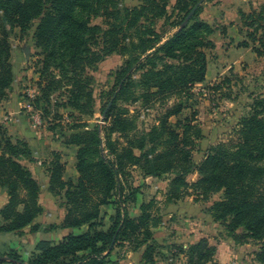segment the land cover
Masks as SVG:
<instances>
[{
  "label": "trees",
  "instance_id": "obj_1",
  "mask_svg": "<svg viewBox=\"0 0 264 264\" xmlns=\"http://www.w3.org/2000/svg\"><path fill=\"white\" fill-rule=\"evenodd\" d=\"M170 1L141 0L140 5L120 9L113 0H0V102L7 98L15 80L10 31L17 27L24 33L38 19L33 41L41 56L33 68L38 78L30 102L37 105L45 101L47 107L55 98L54 113L55 108L77 113L76 123L62 143L77 148L78 176L64 180V164L60 155L52 152L47 165L48 192L60 197L65 207L63 221L54 228L86 229L57 244L38 241L27 264H109L108 258L121 238L129 241V252L145 248L140 264H156L159 247H155L153 229L163 220L153 210L155 199L143 202L137 217L128 215L126 206L140 193L130 183L134 170L142 177H170L165 204L189 197L196 203H209L219 195L208 214L233 239L241 230L243 242H259L256 258L264 264V106L262 101L256 102L251 113L240 118L228 141L211 145L200 162L194 160L203 136L191 108L196 101L195 85L205 80L207 50L214 47L213 29L196 21L200 5L189 20L192 23L181 27L186 15L202 0H176L174 8L185 16L179 29L164 38ZM93 16L103 17L107 28L91 25ZM239 16V30H246L240 45L251 46L259 58L264 55V5L248 13L240 11ZM160 20L163 23L156 28ZM100 32L104 39L97 49ZM113 52L129 58L115 72L111 105L105 114L107 106L102 111L104 127H89L82 118L94 114L95 80L91 72L102 56ZM228 81L222 77L211 88L221 89ZM135 89L139 92L133 95L130 91ZM128 94L131 102L144 106L157 96L163 101L176 96V100L136 136L134 112L127 107L116 109V101L124 95L128 98ZM184 109H190V115L182 116ZM22 160L34 161L29 145L13 141L0 124V189L7 194L0 209V233L38 229L33 223L43 211L38 197L41 187ZM195 173L198 178L188 181ZM109 204L116 207L108 217L109 227L104 229L101 207ZM187 246L186 264L211 263L217 251L205 238ZM9 258L23 263L14 251Z\"/></svg>",
  "mask_w": 264,
  "mask_h": 264
},
{
  "label": "rangeland",
  "instance_id": "obj_2",
  "mask_svg": "<svg viewBox=\"0 0 264 264\" xmlns=\"http://www.w3.org/2000/svg\"><path fill=\"white\" fill-rule=\"evenodd\" d=\"M205 1L207 2L209 0H202V3L200 4L201 10L195 18L196 21H202L209 24L213 29L212 35H214L216 31L220 29V26L216 27L214 22H207L201 18V14L203 13L202 6ZM113 2L115 6L120 9H123L124 7L132 8L133 6L141 4V0H113ZM167 3L168 5L166 10L170 15V18L164 23V38L171 36L176 31V29L180 26V20L183 16H185V12L178 11L177 13L174 5L169 6L170 2ZM187 16L188 14L186 15V18ZM186 18L184 20H186ZM190 19L191 17L189 20ZM110 20H106V22H111ZM189 20L187 21V24L190 22ZM38 22V19L34 20L31 28L24 33H21L17 27L10 31L9 41L11 43V62L12 64L14 63L15 66L18 65L21 70L34 68L39 56H41V50L34 46L33 41L34 29ZM162 23L163 20H160L156 28H158ZM91 25H98L102 30L107 28V25L101 16H93L91 18ZM245 32L246 30L243 28L241 33L246 34ZM98 36L99 45L97 49L102 47L104 39L101 32ZM207 54L210 62H213L214 64L217 63L216 52L207 50ZM128 58L129 57L126 58L113 52L102 56L99 62L96 63L94 71L91 72L95 80L92 87L94 97V114L92 117L82 118V120L85 121L89 127H104L105 122L102 120V111L109 103L112 98V93H114L116 89L114 86L115 72L123 65V63H125V60L127 61ZM228 65L229 63L227 62V66ZM231 67H233V65L229 68H226L225 66V72L218 75L217 81H219L222 77H226L229 80L227 83H223L221 89H215L209 86V89H202L203 91L201 89L200 91L194 90L196 101L191 110L196 111L197 123L203 125L205 132V136L200 139L197 151L194 154V160L196 162L201 161L204 153L211 145L228 141L232 136L234 128L237 126L240 118L250 114L251 108H253L256 102L262 101L264 106V55L256 58L255 60L238 61L237 72H233V68ZM136 74L137 75L134 77V81L139 78L140 71ZM34 85L35 83L26 81L21 88L22 92L20 94L25 104L24 110L26 112V118L32 125L30 110L26 107V105L29 104L40 113L42 126L37 129L41 130L45 128L48 132L50 140H57L56 136H58L57 134L59 133L61 134V137L58 136L59 139L64 138V136H68L71 133L69 128L76 123L75 116H77V113L70 111L69 109L64 110L60 108H55L56 112L54 113L52 110L54 109L52 108L54 106H52V104L54 103L55 98L51 99V104L47 107L45 106V101H40L37 105L35 103L34 105L31 104L30 99L32 98L28 97L27 92L29 89L35 87ZM136 91L139 92L137 89H135V91L131 90L130 92L134 95L136 94ZM130 96L131 95L128 94L127 98V95H124L122 99L120 98L117 100L116 109L120 107H127L131 112H134L136 136H141L144 130L149 128L155 122V118L159 115L160 111L162 112L167 105L172 104L176 100V96L168 98L166 101H163L162 97L157 96L154 97L153 101L144 106L139 101L131 102ZM257 110H260V107H257ZM189 112L190 109H184L182 111V116L190 115ZM55 130H57L58 133H55ZM27 162L29 163L28 160H22L24 165ZM196 177L197 174L195 173L189 175L187 179L188 181H194L197 179ZM169 179V176L156 178L154 181L150 180V184H147L139 172L134 170L132 171V181H130L133 186H137V188L143 190L142 194L145 195L146 202L150 199H155V207L153 210H157V214L161 215V219L163 220L162 223L157 225V228L153 229L154 236L157 232V240H154L156 243L155 247H159V255L157 257L159 258L157 259L158 261L162 260L163 262H166L169 260L170 264H179L182 256L186 260L184 252L188 248L187 245H189L187 240L193 238L183 239V237L196 235L197 237L200 236L207 239L209 244L216 243L217 248L222 249L224 255L230 253L231 255H234H226L225 260L219 262H214L213 259L211 263L207 264H259L256 258V254L261 247L259 242L253 240L243 242L240 236L241 230L237 231L235 234L236 239H233L232 235L223 227V225L220 222L214 221L211 215L208 214L207 211L212 204V200L218 199L219 195H215L212 200L209 201L211 204L199 203L196 206H193V197L185 198V206L181 212L178 208L176 209V207H168L169 209H172L168 210L166 207L168 203L165 204L164 202L165 191H163V189H167ZM3 192L5 191L0 189V193L4 194ZM6 195L7 194H4V196ZM191 200L193 201L192 203ZM44 201L45 200L43 199V202ZM1 203L2 201L0 199V207ZM203 207L205 209H199ZM208 216L212 221H208L210 220L208 219ZM197 221L198 223L203 221L204 224L202 225L200 223L201 227L199 228L194 225ZM2 223V219L0 218V226ZM109 225V221H104L102 227L107 229ZM36 226L38 227V225ZM99 228L101 229V227ZM159 228L160 230H158ZM28 241H30V239H27L26 234L23 233V231L16 233L5 232L0 234V256L3 258L0 259V264H20L19 262L9 258L11 251H14L21 257L23 262L22 264H27L30 258H32L31 254L33 252L32 251L28 256V246L30 243ZM232 244L235 245L234 252L232 251ZM129 248V241L125 238H121V240L117 242L108 260L117 264L118 261L122 259L127 252H129ZM158 261L156 263H158Z\"/></svg>",
  "mask_w": 264,
  "mask_h": 264
},
{
  "label": "crops",
  "instance_id": "obj_3",
  "mask_svg": "<svg viewBox=\"0 0 264 264\" xmlns=\"http://www.w3.org/2000/svg\"><path fill=\"white\" fill-rule=\"evenodd\" d=\"M176 0H171L169 6H173ZM262 5H264V0H209L205 1L203 4V13L201 18L207 22H214L216 27L220 29L216 31L214 35L211 36V40L214 43L213 49L211 51L216 52L217 58L216 62H210L207 57V71L205 75V80L202 83L195 85L194 90L205 89L207 86H211L215 81H217L218 75L225 72L226 68L233 65V72H237V62L244 60H255L257 57L252 51L251 46L243 47L240 45L242 41L245 40V36L239 28L240 16L239 12H251L252 10H258ZM208 55V54H207ZM227 62L229 65L227 66ZM15 69V80L13 82L12 88L8 91L7 98L0 102V124L3 125L8 134L11 136L12 140H22L29 145L32 151L33 162H27L25 165L31 171L33 177L37 180L41 187V193L39 197V202L42 206V213L37 217L33 224L38 225V229L35 232H31L30 227L24 228L22 231L26 234L27 239H30L28 256L33 251L36 243L40 240H47L51 243L57 244L62 241L69 234H79L86 228H54L63 221L65 216V207L61 205L62 199L60 197H55L50 195L48 192L49 185V174L47 171V165L50 161V156L52 152H57L60 155V160L64 164V174L63 179L76 180L78 174L76 170V150L75 146H66L62 143V139L56 136L58 140H50L48 132L45 128L37 129L31 125V123L26 118V112L24 110V101L21 96V88L26 81H31L35 83L38 75L35 73L33 68H27L26 70H21V68L13 63ZM226 66V68H225ZM230 68V69H231ZM27 77V78H25ZM197 122V121H196ZM202 130V136H205L204 127L200 125ZM58 133V132H57ZM58 135V134H57ZM26 162V161H24ZM137 172V171H136ZM147 184L149 181H154L153 177H143ZM198 178V174L197 177ZM158 187V186H157ZM163 191H165L163 189ZM143 190H140L139 195H137L135 202H132L126 206L128 215L132 218L137 217L140 212V206L143 202H146L145 195L142 194ZM6 194L5 192H3ZM0 193V199L2 201L1 207L7 201V195ZM144 197V198H143ZM43 199L46 201L43 202ZM187 200V199H186ZM185 199L177 203H168L167 208L176 207L181 212L185 206ZM193 201L191 200V203ZM213 202V200H212ZM200 203V202H199ZM196 202H193V206H196ZM210 203V202H209ZM206 204V203H200ZM211 204V203H210ZM0 207V208H1ZM115 204H109L101 207V213L104 216V221H108V217L112 215L115 211ZM208 207V206H207ZM168 210H172L169 209ZM199 209H205L199 208ZM209 222L212 221L208 216ZM203 225V221H200ZM198 221L194 223L197 227H201ZM163 228V227H161ZM198 228V229H199ZM205 228V227H204ZM160 230V228L158 229ZM157 230V231H158ZM5 233V232H2ZM0 233V234H2ZM157 233V232H156ZM156 233L154 239L156 238ZM10 234V233H6ZM184 238H193L187 240V242L195 243L202 237L184 236ZM216 245L217 244H213ZM233 245V244H232ZM219 247V246H218ZM235 245L232 246V251L234 252ZM145 248H139L135 252H127L125 256L118 261L117 264H140ZM230 254H223L222 249L217 248L216 254L214 256V262H219L225 260V256ZM234 256V255H231ZM229 258V257H228ZM159 259V258H158ZM158 261V260H157ZM179 264H186L185 258L180 259ZM156 264H170L167 260L163 262L158 261Z\"/></svg>",
  "mask_w": 264,
  "mask_h": 264
},
{
  "label": "built area",
  "instance_id": "obj_4",
  "mask_svg": "<svg viewBox=\"0 0 264 264\" xmlns=\"http://www.w3.org/2000/svg\"><path fill=\"white\" fill-rule=\"evenodd\" d=\"M27 95L29 98H33L35 95V88L33 87L29 89ZM26 107L30 110V119L32 121V126L40 128L42 126L40 113L38 111L33 110L32 106H30L29 104H27Z\"/></svg>",
  "mask_w": 264,
  "mask_h": 264
},
{
  "label": "water",
  "instance_id": "obj_5",
  "mask_svg": "<svg viewBox=\"0 0 264 264\" xmlns=\"http://www.w3.org/2000/svg\"><path fill=\"white\" fill-rule=\"evenodd\" d=\"M199 5H200V4H197L196 6L193 7V9L191 10V12L188 14L186 20L183 21L181 27H182V26H185V25L187 24V21H188L189 18H190L195 12H196V10L198 9L197 7H198ZM110 105H111V102H109V104L107 105V107H106V109H105V111H104V114H105V112L107 111V109L110 107ZM104 114H103V115H104ZM103 115H102V116H103ZM103 117H104V116H103ZM0 259H3V258L0 256Z\"/></svg>",
  "mask_w": 264,
  "mask_h": 264
}]
</instances>
